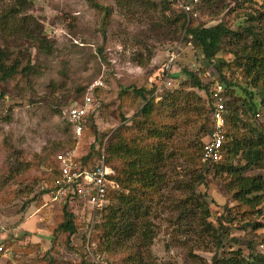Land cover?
Masks as SVG:
<instances>
[{
    "label": "rangeland",
    "instance_id": "obj_1",
    "mask_svg": "<svg viewBox=\"0 0 264 264\" xmlns=\"http://www.w3.org/2000/svg\"><path fill=\"white\" fill-rule=\"evenodd\" d=\"M24 1L16 19L26 15V26L42 29L51 46L48 51L40 50L24 35L8 36L2 41L1 35L12 29L11 18L6 21L9 25L5 31H0V45L11 51L9 61L20 62L18 73L0 83V243L2 252L6 248L1 264H94V254L104 264H129L126 257L130 253L143 257L146 264H212L214 258L227 257L237 249L244 256L249 252L264 255V164L247 168L240 184H235L230 175L216 174L211 167L202 166L197 154L206 138L200 126L205 123L195 116V110L200 104L205 111L207 96L189 87L183 69L194 73L202 83L214 79L210 76L212 70L201 73L197 64H192L201 53L193 47L189 35L183 37L173 18L181 10L192 25L220 23L238 34L237 40L232 35L222 38L216 54L226 62L221 72L232 83L225 90L218 81L222 98L227 106L231 102L236 107L241 119L235 130L228 126L227 133L247 134L246 127L253 125L264 134V104L258 103L264 78L251 82L244 68L237 65L244 61V51L251 44L264 46V17H259L264 0H94L109 7L105 24L101 23L103 13L89 0ZM14 3L0 0V20ZM170 52L174 54L173 63L169 79L162 86L187 91V99H177L174 106L163 105L160 114L152 115L153 123L175 127L165 140L163 185L149 197L140 198V204L148 207L145 219L153 238L147 247L141 242L136 247L131 241L105 250L99 244L103 207L91 211L68 190L58 194L57 187L53 188L59 181L52 171L59 164L56 155L63 154L76 162L92 140L74 136L63 111L100 80L102 85L92 92L97 130L93 149L104 152L107 136L123 123L119 116L130 117L142 104L141 96L134 95L133 90L141 88L145 96L153 98L159 94L150 89V83L154 81L158 89V76ZM27 61L33 70L24 76L20 69ZM122 89L126 92L120 94ZM191 92L199 96L198 104ZM249 96L257 106L255 114L243 112L241 103ZM138 127L140 132L146 131V127ZM136 132L130 128L125 136ZM237 162L243 161L233 160ZM200 167L206 170L203 182L194 184V193L203 201L201 205L207 206L204 219L208 227L201 225L204 214L193 204L194 220L187 219V208L180 220L176 219L181 210L175 204L187 197L191 174L194 178ZM252 182H257L253 189ZM114 187L112 184L109 189ZM246 187L251 191H245ZM67 194L76 199L67 200ZM63 207L72 213L76 225L67 239L64 233L53 232ZM215 235H220V245Z\"/></svg>",
    "mask_w": 264,
    "mask_h": 264
},
{
    "label": "trees",
    "instance_id": "obj_2",
    "mask_svg": "<svg viewBox=\"0 0 264 264\" xmlns=\"http://www.w3.org/2000/svg\"><path fill=\"white\" fill-rule=\"evenodd\" d=\"M89 1L98 11L103 13L101 23L105 24L107 22L106 17L109 15V7L103 6L94 0ZM24 2V0H15V5L9 9L8 15L1 17L2 20H0V22L3 24L0 27V31L2 32L5 31L9 25H7L8 18H11L10 21L12 22V29H8L7 32H5L6 34L1 35V39L4 41L8 36L24 35L23 37L34 42L38 49L48 51L51 45L49 40H47V37H45L42 33V29L31 30V28L27 27L26 15L20 16L19 19H16V16L21 11ZM262 8L263 11L259 14V17H264V1ZM173 18H176L175 20L178 21L179 30L183 33V37L185 35H189L193 47L198 49L201 53V57H199V59L195 58L192 64L196 63V67L201 73H203L205 69L208 71L212 70L210 76H212V79L214 80L202 83L201 79L196 77L194 73L187 71L184 67V69L182 68L189 77V87L202 90L207 96L206 109L203 112L200 104H198L200 101L199 96L192 92L190 93L196 101L195 104H198V106L196 105L197 109L195 110V116L204 120L205 125L201 124L200 126L204 128V134L206 137L212 130V123L209 119V112L211 110V103L209 100L211 84L214 81H220L225 90L228 85L232 84L231 81L224 78L221 72V68L226 62L216 56L219 50V44L222 38L227 35H232L233 38L235 37V40L240 37H238L237 33H231V31L220 23L210 26H204L202 24L192 25L189 23L190 20L187 13L181 10H179ZM15 20H17V22ZM244 30H249V28L245 27ZM10 54L11 51H9L4 44L0 45V83L14 77V75L18 73L20 62L15 59L9 61ZM234 54L236 56L235 52ZM243 56L244 61L242 63L241 61H239V63L237 62V65L244 68V73L247 77H250L251 82L264 78V46H261L258 43H253V45L251 44L250 47H248L247 51H244ZM185 66L187 67L188 65ZM31 70H33V66L30 65L29 61H27L20 69V72L26 76ZM161 75L162 72L158 76V80ZM150 89L153 91L156 90L154 81L150 83ZM150 89L147 90L149 91ZM96 90H98V87L92 88L91 96L92 92ZM125 92L126 89H122L120 94ZM158 92L159 94L155 96V98H158V101H155L156 99L153 98L154 96H145L143 94V89L139 88L133 90L134 95L141 96L142 104L130 117L126 118L124 115H120L119 121H122L123 123L117 125V127L114 128L110 135L106 138L104 152H102L104 163L110 169L108 178L115 183L116 187H114V190L109 188L107 189V198L109 201L112 199L114 201L112 200L113 203L110 202L111 204L108 202L109 205L107 204V207H103L104 213L100 217V221L101 218L102 221L101 224H99V227L102 233L100 235L101 240L99 239V244H102L105 250L113 249L114 247L126 246V243L131 241L136 247H138L140 242L142 243L141 246L147 247V244H149L153 238V234L149 227L150 223L145 219V215L148 214V207H144L140 204V198L142 196L149 197L150 194H154L156 188L163 185L164 176L162 168L167 156L165 140L172 135V130H174L175 127L160 121H154L153 123L152 120H154V118L152 115H156L157 113L160 114L162 112V107H164L163 105L166 107L169 104L174 106L177 99L182 97L187 99V91L182 92L176 89H166L161 86L158 89ZM76 93L79 94L80 90ZM84 93H82L79 100L82 99ZM247 93L249 94V92ZM260 93L258 103L264 104V90ZM77 100L78 99H73L70 103ZM255 105V102L252 101L250 96L246 102L243 100L241 103V106L244 107L243 112L245 113L246 111H251L253 114L257 113V106ZM235 110L236 107L233 106L231 102L228 106L225 104V126L221 159L217 162L201 161L202 143L199 144V153L197 156L202 162V166H205L206 169L211 167L213 173L230 175L234 178L233 180L235 184H240L243 178L242 173L247 168L264 164V134H262L260 130L255 128L253 125L246 127L248 130L247 134L242 133L240 135H235L233 132L227 133L228 126L235 130L237 121L241 120ZM93 113L94 112L84 117L79 134V137L82 136L83 139L92 138V140L88 142L87 146V149H90V151L88 152L87 150L84 155L76 159V163L78 164L80 170H90L97 163V159L99 158L98 156H100L101 153V151L99 152V150L93 149L95 140H97V130L94 125ZM203 113L204 117H201ZM139 116L140 119L137 120ZM126 122H129L130 125L125 124ZM128 125L130 127H127ZM243 125L245 127L246 123ZM138 126L146 127V131L140 132L139 129L141 128ZM130 128H134L138 132L126 137L125 132ZM103 135L104 134H102V137ZM235 159L243 162L233 163V160ZM112 162L114 163L111 167ZM200 168L201 169H198L199 171L194 174V178L191 174L192 180H190L188 187L186 183V187L189 191L187 197L175 204V206L180 207L181 210L176 219L180 220L184 208H187V219H190V221L191 219L194 220L195 212L192 209L193 204L199 208V213L204 214L200 217L201 225L208 227L209 223L204 219V217L207 216V206L201 205L203 201L198 199V195L194 193V184H200L203 182L202 173L206 170L204 167ZM52 171L53 176H56L55 179L59 180V164L58 167L55 165ZM253 186L256 187L257 182H252V189L254 188ZM55 187L57 186L54 185L53 188ZM245 191L250 192L251 187H246ZM234 194L236 195V192ZM69 196L70 195L67 194L65 198L69 200V198H71ZM71 199L75 200L76 197ZM77 200L80 202L78 198ZM101 209L96 210L101 211ZM62 214V218L57 225L54 226L53 232L61 234L64 233L67 239L75 232L76 225L73 221L72 213L67 212L64 207L62 209ZM188 215H190V217ZM218 236H216V239L220 245L221 241ZM135 254L130 253L127 255L126 258L129 264H146L143 257L139 255L135 256ZM212 264H264V255L249 252L247 256H244L237 249L235 251H230V254L227 257H220V259L214 258Z\"/></svg>",
    "mask_w": 264,
    "mask_h": 264
},
{
    "label": "built area",
    "instance_id": "obj_3",
    "mask_svg": "<svg viewBox=\"0 0 264 264\" xmlns=\"http://www.w3.org/2000/svg\"><path fill=\"white\" fill-rule=\"evenodd\" d=\"M170 53L168 59L163 64V72L159 78V84L157 85L158 89L162 85H166L165 82L169 79V70L174 57V54L172 52ZM197 73L199 74V72ZM213 83L209 94V100L211 103L209 119L212 123V130L206 136L205 140L202 141L201 148L200 158L201 161L204 162H217L222 157V143L225 126V102L221 95V84H218L216 81ZM101 85V81L96 80L88 87L81 100L74 101L64 108L63 114L65 121L70 126L74 136L80 134L84 117L92 113L96 107L91 96L92 88ZM56 159L59 163L60 170V179L57 182L58 194H62L68 190L70 195H76L77 198L84 201L91 211L101 209L108 204L107 189L112 184L115 186V183L108 178L110 171H108V168L104 163L102 151L97 159V163L90 170H80L75 161H71V158L65 157L60 153L56 155ZM87 214L91 217L90 213ZM90 226L91 223H89V227ZM88 236L89 235H87V237ZM0 252H2L1 245ZM92 259L94 264H104L98 254L92 255Z\"/></svg>",
    "mask_w": 264,
    "mask_h": 264
},
{
    "label": "crops",
    "instance_id": "obj_4",
    "mask_svg": "<svg viewBox=\"0 0 264 264\" xmlns=\"http://www.w3.org/2000/svg\"><path fill=\"white\" fill-rule=\"evenodd\" d=\"M32 237H35V236L31 235V238H32ZM35 238H36V237H35ZM36 240H38V239H36ZM47 241H48V240H47ZM0 244H1V243H0ZM1 246H2V244H1ZM2 248H3V246H2ZM3 249H4V248H3ZM5 251H6V248H5V250H4L2 253L0 252V264H1V262H4V261H5V259H3V258L5 257V255H6V254L4 253Z\"/></svg>",
    "mask_w": 264,
    "mask_h": 264
}]
</instances>
